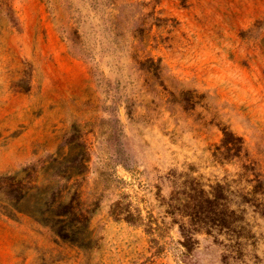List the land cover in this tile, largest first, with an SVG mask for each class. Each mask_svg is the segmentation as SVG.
Masks as SVG:
<instances>
[{
  "label": "rangeland",
  "instance_id": "obj_1",
  "mask_svg": "<svg viewBox=\"0 0 264 264\" xmlns=\"http://www.w3.org/2000/svg\"><path fill=\"white\" fill-rule=\"evenodd\" d=\"M81 147L90 247L0 206V264H264V0H0V174ZM187 179L229 184L234 233L166 214Z\"/></svg>",
  "mask_w": 264,
  "mask_h": 264
},
{
  "label": "trees",
  "instance_id": "obj_2",
  "mask_svg": "<svg viewBox=\"0 0 264 264\" xmlns=\"http://www.w3.org/2000/svg\"><path fill=\"white\" fill-rule=\"evenodd\" d=\"M158 70V67L153 69L155 73ZM222 133L224 152L216 149L214 156L221 160L230 152L237 156L242 142L226 129H222ZM85 156L86 147H81V153L73 158L56 153L19 171L0 174V206L13 214L32 218L62 243L80 250L88 249L93 240V230L90 229L93 210L85 205L78 184L88 161ZM230 194L229 184L216 183L205 190L198 181L187 179L172 191L164 204L166 214L178 215L194 228L203 227L208 235L213 230L231 235L235 232L233 224L237 220L236 211L229 208ZM257 196L258 181L255 180L252 189L241 196V200L258 208ZM129 209L123 200L118 201L111 207L110 215L128 224L139 223L142 220L140 213ZM193 231L197 232V229ZM185 239L190 240L187 236Z\"/></svg>",
  "mask_w": 264,
  "mask_h": 264
}]
</instances>
